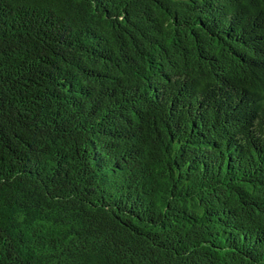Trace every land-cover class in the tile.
<instances>
[{
	"label": "trees",
	"instance_id": "1",
	"mask_svg": "<svg viewBox=\"0 0 264 264\" xmlns=\"http://www.w3.org/2000/svg\"><path fill=\"white\" fill-rule=\"evenodd\" d=\"M0 264H264V0H0Z\"/></svg>",
	"mask_w": 264,
	"mask_h": 264
}]
</instances>
